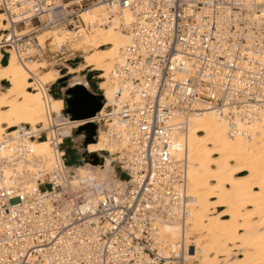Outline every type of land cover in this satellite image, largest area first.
Masks as SVG:
<instances>
[{
	"label": "built area",
	"instance_id": "2783aa9c",
	"mask_svg": "<svg viewBox=\"0 0 264 264\" xmlns=\"http://www.w3.org/2000/svg\"><path fill=\"white\" fill-rule=\"evenodd\" d=\"M95 5L103 12L86 21ZM0 11L5 60L44 51L38 36L47 30L112 25L132 36L110 73L113 99L99 91L94 122L112 148L101 154L121 169L109 190L74 185L79 165L66 164L62 145L77 128L66 137L53 124L0 135V264H193L184 248L160 251L159 221L184 226L194 199L173 141L205 111L231 131L264 112V0H0ZM50 131L62 151L52 163L35 150Z\"/></svg>",
	"mask_w": 264,
	"mask_h": 264
},
{
	"label": "bare ground",
	"instance_id": "6f19581e",
	"mask_svg": "<svg viewBox=\"0 0 264 264\" xmlns=\"http://www.w3.org/2000/svg\"><path fill=\"white\" fill-rule=\"evenodd\" d=\"M102 12L101 5H95L85 19L93 21ZM121 20L130 23L132 11L124 9ZM4 21L0 11V44L2 32L9 28ZM131 39L130 33L112 25L99 26L90 33L80 28L78 32L55 29L39 34V45L50 55L65 46L70 48L66 56L80 54L82 61L77 68L60 60H43L44 51H32L23 61L11 53L5 60L0 49V82L8 84L4 90L0 86V135L24 126L41 125L47 130L53 124L66 137L73 128L94 123L95 117L73 120L62 115L64 104L56 103L62 99L55 100L49 88L61 78L62 67L68 75H76L74 80L86 71L100 72L99 90L112 101L110 73ZM173 121L176 125L183 123L178 116ZM181 128L184 130L173 145L179 158L188 163L187 196L194 199L188 200L191 213L184 226L177 221H159L161 253L175 256L184 248L186 257L200 264H264V112L259 119L238 121L234 131L229 130L223 117L208 111L191 117ZM100 132L98 140L93 141L85 132L79 135L84 165L72 168L77 187L91 186L97 191L111 187L115 167L101 152H111L112 148ZM55 138L57 142V133L50 131L44 140L35 142L37 155L51 163L62 158L60 148L52 145ZM94 158L97 163H90ZM188 231L196 235L195 253L188 251ZM205 252L208 256L200 258Z\"/></svg>",
	"mask_w": 264,
	"mask_h": 264
},
{
	"label": "rangeland",
	"instance_id": "374dc122",
	"mask_svg": "<svg viewBox=\"0 0 264 264\" xmlns=\"http://www.w3.org/2000/svg\"><path fill=\"white\" fill-rule=\"evenodd\" d=\"M44 54L45 55L42 58L43 60H46V61L47 60L48 61L60 60L59 62H64L65 64H70L69 66H71L73 68H77L79 63L82 61V59L80 57L81 55L78 54V53H74V54H71V55H68V56H66V54H65V55L61 56V52L54 53V54L50 55V54L47 53V50H44ZM3 65H6V62L3 61ZM57 68L59 69V67H57ZM62 73L63 74L66 73V75H68V71H66V70H63ZM86 74L88 76L89 82L87 81ZM100 75H101L100 72H89V71H86V72H83L82 74L78 75L79 76L78 80H74L76 75L69 74L67 77L62 78V79H64L63 83L59 84L58 81H57V83L55 84V87L52 88L51 95H53V94L59 95V87H62L63 85H66L65 87H68V86L73 85V84L83 85L86 88H88L89 91H91L92 93H94L96 95H101L100 92H99L100 91L99 90V84L101 83V79L98 78V76H100ZM0 86H1L2 90H4L6 87H8V84L6 82H2V84H1V82H0ZM31 92H32V90H31ZM65 92L66 91L63 90L62 93H60L61 94V99H63V100H64V97H65ZM108 97H110V94L108 95ZM55 100H58V99H55ZM65 105H66V103H65ZM61 107H62V109L65 108V106H61ZM64 114H65V117L68 116L66 111H65ZM54 119H56V118H54ZM96 139L98 140V138H96ZM80 140H81V137L79 138V136H77L76 134H74L73 139L68 138V139L64 140V143L62 145V150L65 152V155H66V164L69 165V166L82 165L83 164V161H82V149H81ZM60 151H61V149H60ZM61 154H62V151H61ZM113 166L115 167V172H116L117 176L119 177L120 174H121V169L118 166H115V165H113ZM123 178H125V177L122 174V179ZM193 211H195V209ZM193 235L189 234V231H188V236L190 238V241H191V243H193V245H195L194 241H195L196 235H194V236ZM190 252L191 253H195V249L191 248ZM206 253H208V252L203 253L200 256V258L207 257L208 255ZM193 261H194L193 264H200V262L198 260H193Z\"/></svg>",
	"mask_w": 264,
	"mask_h": 264
},
{
	"label": "water",
	"instance_id": "95a60500",
	"mask_svg": "<svg viewBox=\"0 0 264 264\" xmlns=\"http://www.w3.org/2000/svg\"><path fill=\"white\" fill-rule=\"evenodd\" d=\"M64 100L66 103V113L73 120L96 117L103 108V97L92 93L82 85L69 87L65 92ZM84 132L89 135L90 141L95 140L97 136V125L90 123L78 129L75 134L79 136ZM90 163L96 164L97 159L94 158Z\"/></svg>",
	"mask_w": 264,
	"mask_h": 264
},
{
	"label": "crops",
	"instance_id": "0c3cea01",
	"mask_svg": "<svg viewBox=\"0 0 264 264\" xmlns=\"http://www.w3.org/2000/svg\"><path fill=\"white\" fill-rule=\"evenodd\" d=\"M67 65H70V64H67ZM71 67V66H70ZM64 67H62V68H60V71H61V73L63 72V70H65V69H63ZM73 68V67H72ZM68 75H66V73L65 74H61V78L60 79H62V78H64V77H67ZM86 76H87V74H86ZM59 79V80H60ZM58 80V81H59ZM87 81L89 82V79H88V76H87ZM57 83V82H56ZM56 83H54L53 85H51L50 86V90L52 91V88H54L55 87V84ZM2 84V83H1ZM74 85H76V84H73V85H70V86H68V87H65L66 85H64V87H65V89H63V90H67L69 87H73ZM63 90H61V87H59V95H60V97H61V94L60 93H62V91ZM50 94V93H49ZM51 95V94H50ZM53 98H54V96L53 95H51ZM64 97V96H63ZM60 102H63V104H64V106H65V101L62 99V101H57L56 103H60ZM56 103H54V104H56Z\"/></svg>",
	"mask_w": 264,
	"mask_h": 264
},
{
	"label": "trees",
	"instance_id": "16d2710c",
	"mask_svg": "<svg viewBox=\"0 0 264 264\" xmlns=\"http://www.w3.org/2000/svg\"><path fill=\"white\" fill-rule=\"evenodd\" d=\"M4 62H5V61H4ZM63 81H64V80L61 79V80L58 81V83L61 84V83H63ZM53 96H54L55 99H61V97H60L59 95L53 94Z\"/></svg>",
	"mask_w": 264,
	"mask_h": 264
},
{
	"label": "flooded vegetation",
	"instance_id": "af4514ba",
	"mask_svg": "<svg viewBox=\"0 0 264 264\" xmlns=\"http://www.w3.org/2000/svg\"><path fill=\"white\" fill-rule=\"evenodd\" d=\"M65 89L64 85L61 87V90Z\"/></svg>",
	"mask_w": 264,
	"mask_h": 264
}]
</instances>
